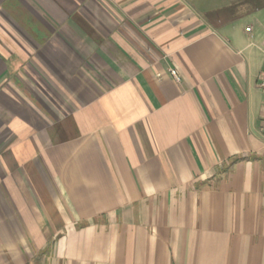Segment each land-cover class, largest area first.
<instances>
[{
    "label": "crops",
    "instance_id": "crops-1",
    "mask_svg": "<svg viewBox=\"0 0 264 264\" xmlns=\"http://www.w3.org/2000/svg\"><path fill=\"white\" fill-rule=\"evenodd\" d=\"M263 69L264 0H0V264H264Z\"/></svg>",
    "mask_w": 264,
    "mask_h": 264
},
{
    "label": "built area",
    "instance_id": "built-area-1",
    "mask_svg": "<svg viewBox=\"0 0 264 264\" xmlns=\"http://www.w3.org/2000/svg\"><path fill=\"white\" fill-rule=\"evenodd\" d=\"M246 30H249V28H247ZM169 73L174 79H178V73L175 69H170ZM258 87L264 92V69L259 76Z\"/></svg>",
    "mask_w": 264,
    "mask_h": 264
}]
</instances>
